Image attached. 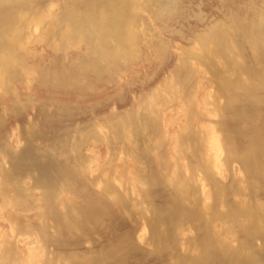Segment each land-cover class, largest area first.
I'll return each instance as SVG.
<instances>
[{"label":"rangeland","instance_id":"obj_1","mask_svg":"<svg viewBox=\"0 0 264 264\" xmlns=\"http://www.w3.org/2000/svg\"><path fill=\"white\" fill-rule=\"evenodd\" d=\"M91 1L28 0L8 9L23 46L21 65L0 83V264H192L208 236L264 264V234L255 237L238 212L232 221L221 216L264 209V177L239 161L254 127L264 134V47L254 55L247 42L256 29L252 35H264V23L256 26L264 0H128L137 53L108 64L90 52L97 25L82 24L75 45L64 39L69 13L88 16ZM105 2L94 5L98 18ZM214 25L235 27L242 71L221 57L213 67L196 58L198 38ZM220 78L249 82L250 94L222 90ZM213 138L222 148L205 176ZM180 182L191 192L181 199L185 215L152 235L147 217L168 212ZM114 189L125 202H114ZM193 201L212 208L209 226L189 216ZM99 202L103 212L67 231L60 212L70 205L81 216ZM205 264L229 263L217 255Z\"/></svg>","mask_w":264,"mask_h":264},{"label":"bare ground","instance_id":"obj_2","mask_svg":"<svg viewBox=\"0 0 264 264\" xmlns=\"http://www.w3.org/2000/svg\"><path fill=\"white\" fill-rule=\"evenodd\" d=\"M26 1H28V0H0V83L4 82L6 79H8L7 77H10L12 75L11 71L9 72L11 75L7 72L9 71V69L12 70L14 68L13 65L20 61L19 59L21 57L19 58L18 55H16V53H18L21 50V49L18 50L19 47L23 46L22 45L23 43L22 42L20 43L18 38H17V35H19L17 28L15 30L14 29L10 30L11 23H17L15 21L14 22H12V21L17 20V19H14L12 17L11 11H8V9L10 7L12 9L18 5L21 6L20 4H22V3L25 4ZM95 1L96 0H94L93 2H95ZM100 1L98 0L97 2H100ZM105 1H106L105 3H107V4H105V3H103V4H105L106 6L105 7L103 5L101 6V7H103L102 9H104V11H102V13H101L100 12L101 10H99V12L101 13V15L99 13L100 18H98L99 17L98 15L97 16L94 15L95 14L94 13V10H95L94 5L97 2H95V4H93L92 1H91V3H88V4H90V6H88V11L91 7L92 8L90 9L91 11H89L88 16H87V14H85L87 16V18L85 17V15L83 16L84 18L82 17L84 20L82 18H79L80 15H78V16L75 15L74 12L73 13L68 12L70 15V18H68L67 21L69 23L66 22L65 24L68 23L69 25L67 24L68 25L67 31H65V29H64V32L66 33V34L64 33L65 34L64 39L66 41V44L67 43L68 44L74 43V45H75L76 43L79 42V37L81 39L80 31L83 30L82 28L84 26L90 25L93 27V25H95V26L97 25L98 26L97 30L99 29L100 31L98 30L99 33H97L96 35L94 34V36H97V39L95 38L96 44H95L94 49L90 51V52L93 51V55H94V57H96L95 60L97 59L96 62L99 61L100 64H101V62L107 63L108 61H113L114 59H116L118 57H122V58H118V59L128 60L127 58H129L133 54L137 53V50L135 51V49H137V48H135V47H137L136 44L138 43V40H137L138 36H136V32L134 30L132 31L133 27L131 26V20H132L131 18L134 17V15H132L133 13H131V16H130L131 18H129V16H127V9L130 8V7H128L129 2H128V0H110V1L105 0ZM11 9H9V10H11ZM130 12H131V10H130ZM260 15H261L260 18H259V16H257V19L259 18V20H258L259 24L258 25L255 24L257 27L259 25H261L262 23H264V14L261 13ZM84 23H87V25L86 24L84 25ZM36 24H37V22H36ZM82 24L84 25L83 27H82ZM133 24H134V19H133ZM15 25H14V28L16 27ZM130 26L132 27V29L130 28ZM231 26L233 28V25H231ZM231 26H227L230 28H226L224 26H212L211 28H209L210 30L208 29L209 32L207 31L208 33L206 32L207 34L206 35L204 34L205 36L202 35L198 38V42L200 41L199 44H200V50L201 51H200V53L199 52L197 53L198 55L197 54H195V55L197 56L196 58L198 60L200 59V61L205 63V64L203 63L204 65L209 66L211 63L213 64V62L215 64L216 63L215 61H217L216 58L221 57L224 61H226L223 63L224 65H225V63L229 62V64L232 63L231 65H229L230 67L234 65L233 67L236 66L237 68L241 69V71H242L244 62H242V60H240V59L243 56H241V58H240V54L236 50V44H234L235 41L233 40V36H234L233 32L235 30V27L232 30ZM262 26H264V24ZM259 27H261V26H259ZM256 30H255V32H256ZM261 30L263 31V29H261ZM253 31H254V29L252 30V32ZM262 31H261V33H263ZM95 32H97V31H95ZM235 32H236V30H235ZM258 32H257V35H258ZM254 33H250L251 35L247 36L249 38V40L247 39L248 40L247 42L250 45L249 47L252 49V52L254 53V55H258L259 51L261 53V46L264 47V45H263L264 41L261 37V36L264 37V35H261V34H260V36H257L256 34L252 35ZM64 39L62 37V39H61L62 42H64L63 41ZM110 45H113V47H110V48H112L114 50H110V48H109ZM262 49L264 50V48H262ZM16 51H18V52H16ZM134 52H136V53H134ZM93 55H92V58H93ZM260 56H262V55H260ZM255 58H257V57H255ZM17 59H18V61L16 62ZM91 60H90L91 66L94 67ZM114 61H116V60H114ZM220 61L222 62V60H220ZM21 63H18L16 65L17 66L21 65ZM99 63H98V65L100 66ZM111 64H113V62H111ZM98 65H96L94 68H96ZM12 66H13V68H12ZM210 66L213 67V66H216V64L210 65ZM234 69L236 70V68H234ZM239 69H237V70H239ZM8 75H10V76H8ZM263 77H261L262 79L260 78V81L258 82L259 85H261V87L262 86L264 87ZM231 81L232 80H228L227 78H225V79L220 78V80H218L219 86L221 87L222 90L228 91L229 88L231 89L234 87V89L238 88V90L243 91L245 94L246 93L250 94V90H251L250 85L251 84L249 85V82H247V81L243 82V80H241V83L240 82L239 83L238 82L232 83ZM4 84L5 83H3L1 85H4ZM250 99H252V97ZM250 99L248 100L249 104H250ZM255 99L253 100V102L255 101L257 103V99L256 100ZM252 100H251V104H254L255 102L252 103ZM221 124H223V122H221ZM221 127H223V125H221ZM219 129H220V127H219ZM251 132H253V134H252V138L249 137V139L251 138V140H249L250 143H248L249 147L247 148V151L244 152V155L242 154L243 155L242 158H240V160L239 159L238 160L241 161L244 168H246L245 170L255 171V172H257V174H261L262 177H264V136H263L264 134H262L261 131H259V129L255 130V127H254V131H251ZM211 144H212L214 153L211 154V156L206 154L205 158H208V156H209L211 159L208 158V160H206L204 158L205 161L203 160L204 164H203L202 168H203V172H204L205 176H208L209 169L211 170L212 167L215 165L214 161L216 160V157L218 156V154L220 153L221 148H222V144H221V141L219 140V138H213L211 141ZM230 148L231 147H227L229 153H231V149H232V148L231 149ZM15 154L12 155L13 159H14L13 156H15ZM18 154L19 153H17V155ZM20 155H21V153H20ZM20 155H18L17 157H19ZM10 158H11V156H10ZM20 158H22V157H20ZM13 159H11V160H13ZM16 159H18V158H16ZM16 161L17 160L14 159V161H12V162L16 163ZM8 162L10 164L11 161L8 160L7 163ZM12 162H11V164H12ZM13 164L10 167L14 168L13 166L16 165L17 163L14 165ZM5 170L8 171L9 168L5 169ZM5 173L6 172H4L3 174H5ZM9 173H8V176L7 175H4V176H6L7 178L8 177L10 178L11 173H10V175H9ZM11 178H12V176H11ZM46 180H48V179L46 178ZM49 181H47L44 184H47ZM13 183L16 184L14 181H13ZM180 183H179V185H180ZM181 184H183V183H181ZM188 184L190 185V183H187V186H188ZM106 185L108 186L107 187L108 191L106 190V193L108 194L110 189H108L109 185L108 184H106ZM106 185H105V188H106ZM14 187L17 188V184ZM180 187L183 188L182 189L183 195H182V193L181 194L176 193L179 191V190H176L175 193H176V195L178 194V197H176V198H178V199L175 198L174 202L172 201L173 203L171 204V207H169V209L167 210L168 212L166 211L167 213L164 214V216L163 215L161 216L160 214H157L154 211V212H152V214L149 217H147V219H148L147 228L152 235L155 233L157 225L161 224V222L166 223V221L169 222L168 220L174 221V218L181 216L179 214L184 213V215H185V210H184V212H182L183 211L182 207L184 209V206H185L184 205L185 201L183 199H185V198L188 199L187 194H189L191 192L189 191L190 189L188 187H186V182H184V184L182 186H179L177 188L179 189ZM111 189H113V188H111ZM188 191H189V193H188ZM112 192H113V194L110 193L111 194L110 197L114 199V202L117 205L123 203L122 201H124V200L121 199L118 194H116L115 189ZM180 192H181V189H180ZM179 194L181 195V197H179ZM113 199H111V200H113ZM181 199L183 200L184 203L181 201ZM100 201H102V200L100 199ZM105 202H108V201H105ZM193 203H194V207L190 208V209H193V210H191L193 212L190 211L191 212L190 215L187 213L189 211H186V213L190 217L192 216L194 219L200 218V220H201L202 216H204V218L206 217L207 225L209 226L210 223L212 222L211 221L213 218L212 215H214L212 212V208L210 206H207V205L205 207L201 208V206H200L201 204H198L200 207L198 209L197 203H199V202L193 201ZM125 204L126 203H124L123 205H125ZM104 205H105L104 202H101V203L99 202L98 204H96V207L94 206L91 210H89V212H87L85 214L81 212L82 213L81 216L78 213H76V210L73 206L69 205V207L67 206L68 211L64 210V211L60 212L59 215H61V217L63 218L61 220H63L64 227L67 228V231H68V229L70 231L71 230L73 231V229L81 228L83 225V222L85 220H90L89 218L95 219L101 213V211L103 212V209L105 208ZM192 205L193 204H191V206ZM102 206L104 207L103 209H102ZM196 207H197V210L201 209L200 213H198L199 211L196 210ZM190 209H188V210H190ZM194 209L196 210V212ZM236 212H238L237 214H240V216H243L248 221L247 224L253 233L250 230L249 231L252 234L256 235L255 237H257V236L262 237L263 236V234H264V209L262 207L261 208L257 207L256 209L252 210L251 208H247V207L243 206L242 208H239V211H235L234 213L231 212L232 215L230 212H229L230 215H227V212H226L224 214V216L223 215H221V216L225 217L226 221H227V218L229 221H232L234 218L238 217V215L235 214ZM234 215H236V216H234ZM55 217H58V216H55ZM214 217H216V216L214 215ZM204 218H202L203 219L202 221H204ZM217 218H220V217H217ZM206 220L204 222H206ZM159 237L160 238L164 237V231L159 233ZM263 238H264V236H263ZM246 251L247 250H245L244 252L238 251L235 248H232L230 246V244H227L225 240L220 239V238H216V237L214 238V237L208 236L201 243L200 250H199L198 254L196 255V257L192 260V264H205L207 261L213 260L214 256H217V255H221L226 260V262L229 264H260L261 259H259V256H255L256 254L252 255L251 254L252 252L250 253L249 251L248 252H246ZM10 253L11 252L9 250L6 252V255H5L6 260L10 259V255H11Z\"/></svg>","mask_w":264,"mask_h":264},{"label":"water","instance_id":"obj_3","mask_svg":"<svg viewBox=\"0 0 264 264\" xmlns=\"http://www.w3.org/2000/svg\"><path fill=\"white\" fill-rule=\"evenodd\" d=\"M215 26V25H214ZM219 26V25H218ZM221 26V25H220ZM227 28V27H226Z\"/></svg>","mask_w":264,"mask_h":264}]
</instances>
